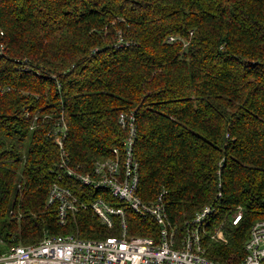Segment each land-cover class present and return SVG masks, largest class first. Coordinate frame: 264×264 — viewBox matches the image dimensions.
<instances>
[{
  "label": "trees",
  "instance_id": "16d2710c",
  "mask_svg": "<svg viewBox=\"0 0 264 264\" xmlns=\"http://www.w3.org/2000/svg\"><path fill=\"white\" fill-rule=\"evenodd\" d=\"M0 30V251L44 232L116 233L88 207L59 225L45 198L56 181L111 200L59 178V163L90 171L111 155L123 110L136 118L137 194L165 190L177 235L208 206L205 254L243 257L264 219V0H0ZM126 218L129 233H156L151 218Z\"/></svg>",
  "mask_w": 264,
  "mask_h": 264
},
{
  "label": "built area",
  "instance_id": "2783aa9c",
  "mask_svg": "<svg viewBox=\"0 0 264 264\" xmlns=\"http://www.w3.org/2000/svg\"><path fill=\"white\" fill-rule=\"evenodd\" d=\"M2 31L0 30V35ZM1 37V36H0ZM170 40L171 36L168 37ZM4 44L0 40V54ZM117 123L124 131L119 143L111 147V155L96 160L90 171H80L61 160L59 166L64 176L72 177L80 184L94 190H103L111 200L101 194L89 202H83L67 186L52 182L48 188L45 205H55L56 221L65 225L80 208L88 207L98 221L115 234L100 238L80 236L77 230L65 233L44 232L35 242L10 244L0 251V264H225L205 254L201 244L204 232L203 217L209 212L204 206L189 220L177 226L168 218L163 194L152 199H142L137 194L139 162L133 145L136 134V118L132 111H120ZM65 125L59 124V135L54 136L62 152ZM126 209L140 217L151 218L156 225L154 235L128 232ZM241 216L236 211L231 219L236 223ZM225 240L221 228L215 229L211 238ZM244 255L235 264H264V219L254 221L244 244Z\"/></svg>",
  "mask_w": 264,
  "mask_h": 264
},
{
  "label": "rangeland",
  "instance_id": "374dc122",
  "mask_svg": "<svg viewBox=\"0 0 264 264\" xmlns=\"http://www.w3.org/2000/svg\"><path fill=\"white\" fill-rule=\"evenodd\" d=\"M75 217V216H74ZM75 229H77V228H75ZM66 232H72V231H66Z\"/></svg>",
  "mask_w": 264,
  "mask_h": 264
}]
</instances>
